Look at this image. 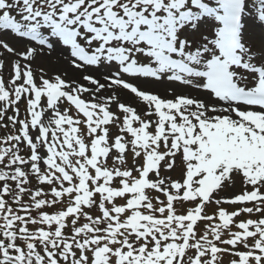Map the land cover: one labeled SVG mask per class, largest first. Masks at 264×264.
I'll list each match as a JSON object with an SVG mask.
<instances>
[{
    "label": "snow or ice",
    "instance_id": "obj_1",
    "mask_svg": "<svg viewBox=\"0 0 264 264\" xmlns=\"http://www.w3.org/2000/svg\"><path fill=\"white\" fill-rule=\"evenodd\" d=\"M0 264H264V0H0Z\"/></svg>",
    "mask_w": 264,
    "mask_h": 264
},
{
    "label": "rangeland",
    "instance_id": "obj_2",
    "mask_svg": "<svg viewBox=\"0 0 264 264\" xmlns=\"http://www.w3.org/2000/svg\"><path fill=\"white\" fill-rule=\"evenodd\" d=\"M241 189L239 187V185H237V187L235 189H231V190H228L226 189V191L224 193H221V195H231L232 192H239ZM245 217H241V219H243ZM227 259V257L225 258Z\"/></svg>",
    "mask_w": 264,
    "mask_h": 264
}]
</instances>
